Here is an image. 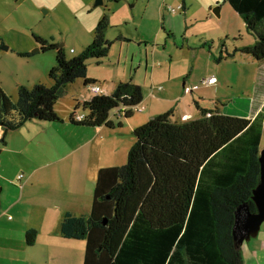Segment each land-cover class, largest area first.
Instances as JSON below:
<instances>
[{
  "label": "trees",
  "instance_id": "obj_1",
  "mask_svg": "<svg viewBox=\"0 0 264 264\" xmlns=\"http://www.w3.org/2000/svg\"><path fill=\"white\" fill-rule=\"evenodd\" d=\"M226 1L255 36L253 44L228 54L240 51L263 62L264 0ZM182 7L187 11L185 2ZM108 24L105 15L93 42L73 57L35 34L42 51L56 50L57 63L49 71L53 84H22L16 101L0 84V127L9 132L29 121L62 122L58 100L79 79L95 82L89 78L88 61L110 55ZM224 50L228 52L225 44L217 60L224 58ZM143 100L141 85L122 82L112 94L100 93L77 105L70 122L116 129L123 123L112 121L114 111L126 106L125 117L130 118ZM79 114L83 119H77ZM263 129L264 108L252 118L218 108H200L198 118L186 121L174 119L172 111L151 118L133 130L128 162L99 171L89 214L67 213L62 236L85 241L84 264H245L234 229L242 204L257 212L253 191L261 181ZM37 236L29 230L28 243L34 245Z\"/></svg>",
  "mask_w": 264,
  "mask_h": 264
},
{
  "label": "rangeland",
  "instance_id": "obj_2",
  "mask_svg": "<svg viewBox=\"0 0 264 264\" xmlns=\"http://www.w3.org/2000/svg\"><path fill=\"white\" fill-rule=\"evenodd\" d=\"M98 1L0 0V79L7 81L10 93L7 92L13 101L18 99V94L12 91L17 79L32 86L31 82L42 76L35 70V62L16 54L17 48H30L34 61L55 55L56 50L34 52L40 48L34 37L37 34L63 46L68 57H73L93 42L99 21L107 15L106 38L112 42L110 55L100 62L91 58L88 61L90 74L111 83L125 73L127 77L123 80L140 83L147 96L153 69L155 77L158 74L162 78L172 66L176 85L182 87L185 77L189 85H202L200 77L201 80L217 77V84L197 91L204 97V107L222 108L226 102L227 114L244 117L264 108V61L259 62L240 51L228 54L243 45L253 44L255 36L226 0H186L187 11L181 8L183 0ZM170 7L177 12H172ZM217 7H221V16L216 13ZM224 44L228 52L224 50V58L219 61ZM42 78L43 82H37L53 84L48 72ZM156 80L158 86L163 85L159 78ZM72 101L65 95L57 103L66 113L73 108ZM78 112L84 110L80 108ZM135 113L138 117L145 114ZM115 135L118 152L114 163L121 166L128 162L135 137L128 125L117 127ZM82 263L81 258L79 264Z\"/></svg>",
  "mask_w": 264,
  "mask_h": 264
},
{
  "label": "crops",
  "instance_id": "obj_3",
  "mask_svg": "<svg viewBox=\"0 0 264 264\" xmlns=\"http://www.w3.org/2000/svg\"><path fill=\"white\" fill-rule=\"evenodd\" d=\"M184 2L187 6L186 0H183L182 6ZM216 9L221 12V7ZM29 49L17 48L16 54L29 62H35V70L42 73L39 79L31 82L34 85L37 81L43 82L42 77L54 67L56 54L34 61ZM123 77H127L125 73ZM123 77L110 83L89 72V78L95 80L92 84H100L104 88L103 94H112L120 83L128 82ZM157 78L164 85L161 89L156 84ZM204 79L200 77L198 80L202 85L187 92V87L196 84L189 85L185 77L183 87L176 85L177 78L172 73V66L162 78L158 74L155 77L154 68L152 86L143 100L146 109L140 112L145 114L138 117L134 113L130 118L111 115V119L116 125L122 122L123 126L128 125L134 130L168 111H172L173 118L179 121L198 118L200 108H218L227 114L224 110L226 102L222 108L203 106L204 97L197 91L219 81L217 79L216 83L206 84L203 83ZM0 84L9 92L5 79H0ZM15 84L12 91L19 96V87L25 83L17 79ZM96 95L85 83V79H79L66 94L72 98L73 108L65 113L59 103L55 106L63 118L62 122L29 121L9 132L0 127V264H79L81 258L84 264L85 241L64 238L61 233L62 222L67 213L87 216L92 208L99 171L118 166L114 163L118 152L116 129L106 125L82 127L70 122L76 106L90 101ZM256 114L247 117L252 118ZM21 174H24L22 179L19 178ZM29 230L38 233L34 245L27 241ZM238 248L245 264H264V223L257 236Z\"/></svg>",
  "mask_w": 264,
  "mask_h": 264
},
{
  "label": "water",
  "instance_id": "obj_4",
  "mask_svg": "<svg viewBox=\"0 0 264 264\" xmlns=\"http://www.w3.org/2000/svg\"><path fill=\"white\" fill-rule=\"evenodd\" d=\"M99 0L98 3H102ZM216 13L220 15V10L216 9ZM5 46V49H8ZM40 50L38 48L36 51ZM261 181L253 191V201L257 206V212H252L248 203L242 204L237 211V220L234 229V238L236 246H241L245 241L258 235L262 224L264 223V148L261 150Z\"/></svg>",
  "mask_w": 264,
  "mask_h": 264
},
{
  "label": "built area",
  "instance_id": "obj_5",
  "mask_svg": "<svg viewBox=\"0 0 264 264\" xmlns=\"http://www.w3.org/2000/svg\"><path fill=\"white\" fill-rule=\"evenodd\" d=\"M170 10L172 12H177V9L174 8V7H170ZM71 52H74V49L73 48L71 49ZM216 82H217V77L216 76H211V77L206 78V79L203 80V83H206V84H213V83H216ZM88 87L91 88L92 91L94 93H96V94H100V93L104 92V88L100 84H92V83H89L88 84ZM198 87H199V84H196L194 86L187 87L186 88V91L187 92H190V91H192V90H194V89H196ZM159 88L161 89L162 87L160 86ZM127 108L128 107H126V106H121V107L117 108L114 111L113 115H117V116L123 117V116L126 115ZM145 109H146V105L144 103L135 107V111L136 112H141V111H144ZM83 117H84L83 114H79L77 116V119L81 120V119H83ZM23 177H24V174H21L19 176L20 179H22Z\"/></svg>",
  "mask_w": 264,
  "mask_h": 264
}]
</instances>
